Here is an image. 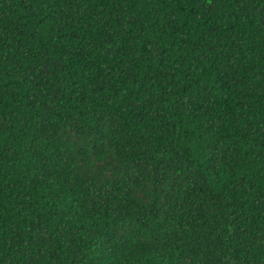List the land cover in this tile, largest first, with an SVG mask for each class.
I'll return each mask as SVG.
<instances>
[{
  "label": "trees",
  "instance_id": "trees-1",
  "mask_svg": "<svg viewBox=\"0 0 264 264\" xmlns=\"http://www.w3.org/2000/svg\"><path fill=\"white\" fill-rule=\"evenodd\" d=\"M0 264H264V0H0Z\"/></svg>",
  "mask_w": 264,
  "mask_h": 264
}]
</instances>
